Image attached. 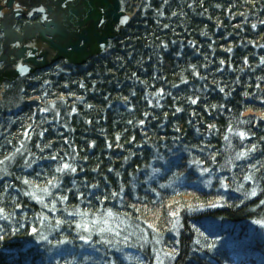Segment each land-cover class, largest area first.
Listing matches in <instances>:
<instances>
[{"label":"trees","instance_id":"trees-1","mask_svg":"<svg viewBox=\"0 0 264 264\" xmlns=\"http://www.w3.org/2000/svg\"><path fill=\"white\" fill-rule=\"evenodd\" d=\"M121 2L0 98V264H264V0Z\"/></svg>","mask_w":264,"mask_h":264},{"label":"water","instance_id":"water-1","mask_svg":"<svg viewBox=\"0 0 264 264\" xmlns=\"http://www.w3.org/2000/svg\"><path fill=\"white\" fill-rule=\"evenodd\" d=\"M53 5L55 8L50 12L55 20L50 21L43 11L45 28L38 25L33 32L27 28L24 35L10 31L15 42L30 45L15 48L23 64H30L21 65L15 72V80L60 60L75 66L86 64L106 53L131 20L123 11L121 0H56ZM38 56L43 57L42 62L37 61ZM3 78L0 74V81Z\"/></svg>","mask_w":264,"mask_h":264},{"label":"flooded vegetation","instance_id":"flooded-vegetation-1","mask_svg":"<svg viewBox=\"0 0 264 264\" xmlns=\"http://www.w3.org/2000/svg\"><path fill=\"white\" fill-rule=\"evenodd\" d=\"M55 2L56 0H0V74L4 77L0 81V98L9 86L20 79L32 78L39 72L50 70L58 63L65 62V60L54 62L46 67L36 69L29 76L20 75L15 80V72L21 65L28 66L30 64H23V59L18 58L15 51L16 47H23L25 43L15 42V38L7 33L12 29L23 35L27 28L31 32L38 25L45 28L42 24L43 16L45 17L43 11L48 10L50 21L55 20L54 14L50 12V9L55 8L53 5ZM25 45L30 46L29 44ZM17 59H21L18 64H16ZM37 61L42 62L43 57L38 56Z\"/></svg>","mask_w":264,"mask_h":264},{"label":"bare ground","instance_id":"bare-ground-1","mask_svg":"<svg viewBox=\"0 0 264 264\" xmlns=\"http://www.w3.org/2000/svg\"><path fill=\"white\" fill-rule=\"evenodd\" d=\"M122 3V2H121ZM122 8H123V6H122ZM46 12H47V17H49L48 15H49V11H47V10H45ZM42 24H43V22H42ZM109 50V49H108ZM206 222L209 224V225H211V222H214V219H211V218H208V219H206ZM157 247V249H155L154 251L157 253H159L160 252V245L159 246H156Z\"/></svg>","mask_w":264,"mask_h":264},{"label":"snow or ice","instance_id":"snow-or-ice-1","mask_svg":"<svg viewBox=\"0 0 264 264\" xmlns=\"http://www.w3.org/2000/svg\"><path fill=\"white\" fill-rule=\"evenodd\" d=\"M241 135H243V133H241ZM63 167H64V169H69V168H70V166H69L68 164H65ZM70 170H71L72 172H75V169H74V168H71ZM252 195L255 196V195H256V192L253 191V192H252ZM33 231L35 232V229H33Z\"/></svg>","mask_w":264,"mask_h":264},{"label":"rangeland","instance_id":"rangeland-1","mask_svg":"<svg viewBox=\"0 0 264 264\" xmlns=\"http://www.w3.org/2000/svg\"><path fill=\"white\" fill-rule=\"evenodd\" d=\"M151 172H155V171H151Z\"/></svg>","mask_w":264,"mask_h":264}]
</instances>
